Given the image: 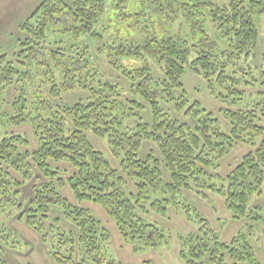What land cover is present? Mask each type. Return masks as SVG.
Listing matches in <instances>:
<instances>
[{
	"label": "trees",
	"instance_id": "16d2710c",
	"mask_svg": "<svg viewBox=\"0 0 264 264\" xmlns=\"http://www.w3.org/2000/svg\"><path fill=\"white\" fill-rule=\"evenodd\" d=\"M262 14L264 0H230L223 6L204 0H43L20 25L25 38L18 48L10 55L0 51V91L19 85L13 116L0 113V121L3 126L5 115L12 124L30 123L38 148L29 151L28 138L14 132L0 140V202L17 208L18 219L43 241L51 237L56 264H124L107 256L110 230L83 202L103 207L136 253L164 240L152 216L167 218L174 207L199 226L198 232L180 236L186 264H261L251 232L264 222V207H252L250 200L264 184V99L251 107H231L245 99L240 85L256 81ZM181 16L186 26L172 33ZM106 22L105 28L113 29L104 35L96 27ZM207 22L215 26L216 38ZM89 37L102 40L95 50ZM223 38L231 40L230 48H221ZM95 54L105 55L110 69L129 81L127 87L95 66ZM187 71L222 101L228 132L212 110L190 98L183 82ZM44 90L47 101L41 99ZM70 91L87 96L53 105L51 98ZM88 133L105 140L123 172ZM147 141L155 148L142 158ZM239 143L252 150L221 175L220 160ZM35 169L44 181L21 203V188ZM65 185L76 203L61 194ZM184 191L220 196L234 219H251L248 232L223 242ZM53 210L74 229L61 227Z\"/></svg>",
	"mask_w": 264,
	"mask_h": 264
},
{
	"label": "rangeland",
	"instance_id": "374dc122",
	"mask_svg": "<svg viewBox=\"0 0 264 264\" xmlns=\"http://www.w3.org/2000/svg\"><path fill=\"white\" fill-rule=\"evenodd\" d=\"M42 1L43 0H0V51L9 55L14 53L18 48L19 40L25 38V34L21 31L20 25L29 18ZM204 1L223 6L229 3L230 0ZM127 5L130 7L129 3ZM106 10L107 14L114 13V5L112 2L108 3ZM104 20H106V17ZM186 22L184 17L181 16L178 23L174 26L172 33L178 32L181 27L186 26ZM109 24V22H106L102 27L98 25L96 30L105 35L111 28L113 29V26L109 29L105 28L109 26ZM257 25L260 30V37L256 49L257 58L254 65L256 66L257 64L255 71L256 81H254L253 84L248 83L240 85V89L244 92L245 99L231 107L234 109L240 106L251 107L255 104L256 100L260 98L264 99V76H262L264 72V58L262 55V53L264 54V14L257 18ZM119 27L122 28L121 26ZM205 28H207L212 38L217 37L214 25L207 22ZM114 30H117V28H114ZM88 41L92 49L95 50V46L102 40L89 37ZM219 44L222 49H228L231 46V40L223 38V40H220ZM244 60L241 59L237 63L242 65L244 64ZM93 62L102 72L111 75L115 82L121 86L127 87L129 81L126 80L120 72L110 69L105 55L95 54ZM154 68L156 73L160 72L158 66L154 65ZM241 68L243 67L241 66ZM183 82L185 83L190 98L201 101L204 106L212 110L219 118L223 130L228 132L231 129V124L221 111L223 103L210 92L205 81L200 76L195 75L191 71H187L183 78ZM47 86L49 85H44V88ZM18 87L19 85H15L14 87L11 86L6 90L0 91V113L8 114V118L14 114L13 102ZM86 96V93L83 91H70L56 98H51V100L54 106L59 102L73 104L81 99H85ZM41 99L47 101V92L45 90L42 92ZM42 113L46 114V112ZM145 116L147 119L150 118L146 113ZM261 117L260 124L264 127V117L262 114ZM2 119L4 121L6 120V122L2 126L0 121V140L6 137L7 131L10 133L14 132L28 138L30 141L29 151L32 152L38 148V139L30 123L12 124L11 121H7L5 115ZM88 137L91 143L96 148L100 149L104 155L112 161L115 167L122 171L117 160L111 155L105 140L94 136L92 133H88ZM150 147H153V145L148 141L145 142L144 148L140 152L142 158L146 156ZM251 150L252 147L250 145L243 143L237 144L230 154L220 160L218 172L223 176L227 175L238 163H240L242 157ZM65 167L70 169L65 164H62V168ZM12 173L18 179H22L16 172ZM68 176L69 173L66 171L63 177L67 178ZM164 178L165 180L169 179L167 172ZM42 181H44V178L38 169H35L34 178L21 188V203L32 195L34 188ZM60 189L63 196L67 197L71 202L76 203L73 192L68 185ZM183 193L187 201L195 206L196 209L208 219L210 225L217 231L223 242H230L239 232H248V227L252 223L251 219L247 217L240 220L234 219L232 213L226 208L224 199L220 196L206 192L209 198H203L194 191H184ZM250 205L252 207H264V184L262 186V191L251 198ZM81 206L89 209L108 227L112 235V240L106 250L107 256L113 257L124 264H144L145 261H151L154 264H186L181 257L182 242L180 236L196 233L199 230L198 224L185 219V213L183 214L184 209L178 210L174 207H170L169 216L167 218H161L158 215L152 216V219L157 222L158 227L163 229L165 236L164 240L158 246L148 248L144 253L140 254L134 252L132 247L125 243L118 232L113 218L103 207L92 202H83ZM18 214L19 210L17 208L3 207L0 202V264H56L52 255L53 247H55L56 244L51 237L43 241L25 221L18 219ZM52 214L60 217L61 227L66 230L74 229V226L63 218L60 210H53ZM251 233L253 234L252 242L255 246L257 257L260 263L264 264V222L256 224L254 231Z\"/></svg>",
	"mask_w": 264,
	"mask_h": 264
}]
</instances>
